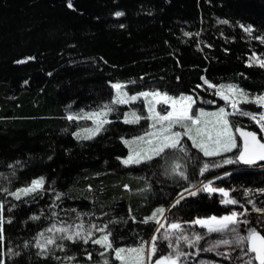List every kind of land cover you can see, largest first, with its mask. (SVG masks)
Returning a JSON list of instances; mask_svg holds the SVG:
<instances>
[{
  "label": "trees",
  "instance_id": "obj_1",
  "mask_svg": "<svg viewBox=\"0 0 264 264\" xmlns=\"http://www.w3.org/2000/svg\"><path fill=\"white\" fill-rule=\"evenodd\" d=\"M70 2L0 0V205L11 221L0 240L3 264H97L104 250L90 240L55 238L44 250L35 245L52 225L94 222L111 232L114 248L138 246L154 232L156 223L143 221L157 208H168L169 219L180 223L231 213L221 196L204 191L176 203L185 189L196 191L213 179L236 200L244 199V189H264V165L223 163L239 151L207 157L184 138L185 152L166 149L167 160L123 164V140L148 126L145 120L125 123L124 106L112 103L117 83L130 94L191 95L201 109L222 104L205 81L263 95L264 69L249 63L253 56L264 59V42L256 38L264 37V0ZM118 11L124 15L117 17ZM224 19L229 23L218 22ZM105 105L118 111L110 113V123L91 139L78 138L81 120L68 117ZM240 110L260 113L254 104ZM229 121L234 130L258 132L249 115ZM40 178L45 183L38 192L19 200L11 194ZM250 217L243 231L255 227L264 235L263 219Z\"/></svg>",
  "mask_w": 264,
  "mask_h": 264
},
{
  "label": "snow or ice",
  "instance_id": "obj_2",
  "mask_svg": "<svg viewBox=\"0 0 264 264\" xmlns=\"http://www.w3.org/2000/svg\"><path fill=\"white\" fill-rule=\"evenodd\" d=\"M68 7H72V4L69 0ZM115 15L117 17L123 16V12H116ZM220 24H228L229 21L219 20ZM240 27L244 30V32L251 35L254 31V29L251 26H244L240 25ZM185 35H189V33H185ZM257 39H260L261 42H264V37H256ZM26 61H19V63H24ZM258 65L260 68L264 69V59L253 56L251 58V61L249 63V66ZM205 83L208 84V87H214L211 83L208 81H205ZM112 87L117 90L118 96L115 100L112 101L113 104H127L129 101H135L140 97H152L151 100H149V107L148 111L151 113V116L149 118L154 119L158 123H160V130L158 132H150L147 133L149 137H154L156 139V143L154 147L149 148L146 152L142 153L139 151H136L135 149H132L131 154L124 159L122 162L125 165L130 164H140L145 161H151L154 157H162L164 159H168V157L165 154L166 149L171 150H177L179 152H185V148L181 145V133L180 132H173L172 128L175 124H180L181 127L185 128V131L183 135L188 136L189 139L193 142V147L198 148L201 152H203L204 156L211 157V156H217L221 154V152H231L233 149L238 148V144L236 142L235 137L232 134V125L230 124V121L228 120V115L223 108L219 110L218 113H212L210 115L214 116L216 119L212 123V129L209 130L207 127L205 128H199L197 127L195 129L196 135L192 136L190 133L192 132V128L187 127V125L183 124L182 122L185 120L191 121V124L193 126L199 125L201 123V119L199 117H195L192 115H189V112L192 107V97L190 96H181L179 99H175L171 96H169L167 93H161L160 91L155 92H141L139 93V96L132 95L127 96L126 93L123 95H120V91L123 87V85L117 83L113 84ZM223 87V86H221ZM227 89L229 92L233 93L234 95L239 97V101L233 100L231 103V107L236 110L233 114L239 113L240 115H249L252 120H254L259 126L262 132H264V113L260 114L258 117L257 115L250 114L247 112H244L243 110L238 109V102L239 103H255L261 107H264V95L256 96L253 99L248 98V94L244 92V90L240 89L236 85H228ZM221 94V93H217ZM224 99H229L227 96H222ZM161 104V105H170L171 111H168L166 115H161L159 112L155 111V105ZM113 109L109 107L108 105L104 106V110L92 113L89 115H85L82 118L84 119H93L96 123L95 129H88L87 132L90 133L89 135L85 136V139H91L92 136L99 134L103 129L104 125L110 123L107 119H97L99 117H106L109 112H111ZM201 117L206 115L205 113L201 112ZM134 119H128L125 118V123H137L141 119L140 116H136L135 113L132 114ZM68 119H77V117L69 116ZM163 122H167V126H164ZM206 125L207 121L204 122ZM153 128L156 127V124L152 125ZM235 131L240 134V136L243 139V146L242 149L239 151V154L235 157V159H226L223 161V163L231 164V163H243L245 165H254L257 162H264V142H262V138H258L257 134L254 132H248L244 131L242 128L236 127ZM79 138V134H77ZM144 137H138L135 140H125L124 143L128 146H131L132 144L137 143L138 141H144ZM149 145L153 144V140L149 139L147 141ZM214 167H220V164H214L212 165ZM179 166L177 165V168ZM177 168H174L173 171L175 172ZM209 170V165L206 163L201 168L200 174L203 175L204 172ZM178 175L183 178L187 179V176L185 172L180 171L178 172ZM44 178L36 179L31 182V185L29 187L20 189L19 191L15 193H11L15 196L17 200L21 198V195L27 196L32 193H36L39 190H41L44 186ZM185 191L190 196H196L199 191L208 192L210 195L212 193L219 192L224 199L221 201L224 204H237L238 201L234 199H229V192L226 191L223 188H217L212 186V182H209L207 184H204L202 188H198L196 191H192L190 188L185 189ZM264 191V189L260 190ZM184 198V194H180V199ZM180 200H177L176 203H179ZM250 203H252L250 201ZM253 210L257 212L264 213V208H257L255 204L253 203ZM165 212L164 208H157L150 217H147L143 222L148 223L149 221H156L159 223V220L157 219L158 215H163ZM247 212L244 213H238L236 211H232L228 215H224L221 217L211 216L208 218H197L194 221H191L190 223L193 225H199L202 228H205L207 230L208 234L211 233H221L224 235L231 236V239H221L213 243L212 247L204 249V251H212L216 248H219L221 245L226 246H232L238 247L241 249V251L244 253L245 256H248V259L244 261V264H264V235H262L255 227H249L247 230V235H241L240 234V225L245 224L248 225L249 221L247 219L241 220V216H246ZM31 219L36 220L39 219L38 217H32ZM5 223H11V221H5L3 217V205H0V240L3 239L4 234V224ZM81 229L83 228V225H79ZM161 228L164 227V225H160ZM170 231L172 233H175L179 231L181 235L177 237V241L183 240L185 243L188 244L189 247H195L199 244V242L204 239V236L202 234L196 233L194 234L193 238H189V236L184 235L182 225L180 223H170L168 225ZM100 231H104V229H99ZM48 231H53L52 228H49ZM56 231L66 233L68 229L66 228H59L56 229ZM159 231V229L157 230ZM43 236V233L40 234ZM92 233L88 232L82 236L80 231L75 232L72 235H66L65 239L68 240H83V243L87 244L89 240H91L92 243L96 245H100L103 248L111 249L115 253V258L117 260H120L122 264H127L128 255L130 254H136L137 257V264H143L144 261V252L145 249L143 245L139 248H132V249H124V248H114L113 247V241L110 239L111 232H107V234L103 235L99 239H91ZM164 240H169V247L173 248V254H169L167 256H161L155 261V264H181V258L185 257L187 254L183 252L177 243L175 247H173L172 242L170 241V235L169 233H165L163 236ZM157 237L154 235L152 238V241L150 242V250L149 255H155L157 252V245H156ZM53 240L48 239L46 241V244H52ZM37 248H40L42 250L45 249L44 244L37 243L35 245ZM27 247V245H25ZM15 255H18L19 253H14ZM128 254V255H126ZM103 255V253H101ZM218 255H224L227 257L226 253H218ZM73 259V258H69ZM89 259H91V256H89ZM0 264H3V261H0ZM105 264H107V261H105Z\"/></svg>",
  "mask_w": 264,
  "mask_h": 264
},
{
  "label": "rangeland",
  "instance_id": "obj_3",
  "mask_svg": "<svg viewBox=\"0 0 264 264\" xmlns=\"http://www.w3.org/2000/svg\"><path fill=\"white\" fill-rule=\"evenodd\" d=\"M121 85H123V87H122V89H121V91L119 93L120 95H123L124 93H126L127 96L130 97L132 95L139 96V93H141V92H138V93L130 94L125 89L126 84L121 83ZM228 85H232V84H228L227 83L226 85H216L215 87H211L214 90L215 94H217L218 92L221 93V94H217V97L220 99V102H222L221 105H217L216 107L211 108V109H201V108L194 107L195 103H194L193 96H191V95H180L178 97H174V96H171V95L168 94L169 96H171V97H173L175 99H179V97H181V96H190V97H192L193 103H192V107H191V110L189 112V115L194 116V118L195 117H199L201 119V123L199 125L193 126L191 124V121L185 120V121L182 122L183 124L187 125V127L193 129L192 132L190 133V135H192V136L196 135L195 129L197 127H199V128L207 127V129L211 130L212 129V123L211 122L215 121L216 118L214 116L210 115V114L218 113L221 108H223L227 113H229L228 120H229V116L230 115L239 114V113L233 114L234 112H236V110L231 107L232 101L233 100L239 101V97L228 91V89H227ZM221 86H223V87H221ZM114 91H115V94H116V97H115V99H116L117 96H118V93H117L116 89H114ZM145 92H152V91H145ZM263 95H264V93H263ZM222 96H227V97H229V99H224V98H222ZM256 96H258V95H252V94L249 95L248 94V98L250 100L253 99ZM151 99H152V97H147V98L140 97V98H138L135 101H129V103H127V104H122L124 106L123 116H122L123 120H125L126 117L128 119H130V120L134 119L132 114L135 113L136 116H140L141 117L140 120L147 121V126H148L147 127V131L145 133L137 135L134 138L127 139L128 141H131V140H135L136 138L141 137V136H143L145 138L144 141H138L137 143L132 144L131 146L126 145L127 148H128V155L125 156L124 159H126L131 154L132 149H135L136 151L144 153L149 148L155 146L156 139L154 137H149L148 135H146L147 133H150V132H158L160 130V126H161L160 123H158L154 119L149 118L151 116V113H149V111H148V107H149V103L148 102ZM242 104H254V105H256L257 108L259 109V112H260L259 114H254V115H257V117L260 114L264 113V107H261V106L255 104V103H239L238 102V109H240V106ZM109 107L113 108L110 105H109ZM102 110H104V108H102V109H100L98 111H90V112H86V113H84V114H82L80 116H76L77 120H81V121H79V123L81 124L82 127L78 130L79 136L81 138H84L85 136L90 134V133L87 132L88 129H93L94 130L95 127H96V123L94 122L93 119H84L82 117L85 116V115H89V114H92V113H96V112L102 111ZM171 110L172 109H171L170 105H161V104H156L155 105V111L159 112L161 115H166L167 112L171 111ZM140 112H142V114H139ZM201 112L205 113L206 115L201 117V115H200ZM110 113L111 114H115V113H118V111H116V110L113 111L112 110L111 112L108 113V115L106 117H99L97 119H107V120H109L110 119L109 118L110 117ZM249 118H250V116H249ZM205 121H207L209 123H207V125H206L204 123ZM252 121H253L254 124L257 125L258 132H259L260 136H262V140L264 141V132L261 131L260 126L254 120H252ZM163 123H164V126L166 127L167 126V122H163ZM153 124H156L155 128L152 127ZM172 131L173 132H180L182 134L181 135V142H182V140L184 138V139L188 140L193 145L192 140L189 139L188 136L183 135V133L185 131V128L181 127L180 124H175L173 126V128H172ZM232 134L235 137L236 142H237V144L239 146L238 148H235L232 151H234V150L240 151L241 150L240 143L238 141V137H236L235 130H234L233 127H232ZM149 139L153 140V144L152 145H149L147 143V141ZM125 140L126 139H124L123 141H125ZM226 153H230V152H221V154H226ZM133 165H136V164H133ZM209 182H212V186L216 187V185L214 183V180L210 179V180L201 182L200 183L201 188L203 187L204 184H207ZM19 190H17V191H19ZM192 191H194V190H192ZM183 194L186 195L188 193L184 192ZM212 194H216L218 196H221L222 200L224 199V197H222V195L219 192L212 193ZM242 194L244 195V199L243 200L242 199L241 200H236V199H234V197L230 196V193H229V197L228 198L229 199H234V200L238 201V203L237 204H224V205H226L229 208H231V210H230L231 212L232 211H236L238 213H244L246 211L247 212L246 216H241L240 217L241 220L245 219L246 217L249 218L250 216H251L250 218H253L254 216H259L264 221V213L257 212V211L253 210V203L255 204V206L257 208H264V192H261L260 190H255L254 191L252 189H244L242 191ZM179 198H180V195H178L176 197V199H179ZM250 201L252 203H250ZM161 208H163V207H161ZM164 209H165V212L163 213V215H158L157 216V219L159 220V223L154 221V223H156V228L154 229V232L151 234V237L149 238V240H147L146 242H142L138 246L122 247L124 249H132V248H139V247H141L143 245V247L145 249L143 264H155V261L158 258H160L161 256H167L169 254H173L174 255L173 248L169 247V240H164L163 239V236H164L165 233H169L170 241L172 242L173 247H175L177 245V243H178L179 248L183 252H185L187 254L185 257L181 258V264H227L228 261L235 262V260L245 261V260L248 259V256H245L244 253L241 251V249L238 248V247H235L234 245H232V246L221 245L219 248H216V249H214L212 251H204V249L212 247L214 242H216L218 240H221V239H225V238L231 239V236L224 235V234H221V233L208 234L207 230L205 228H202L199 225H193V224L190 223L191 221H194V220L186 221V223H180V222H178L176 220H171V219H169V213H168L167 209L166 208H164ZM170 223H180L182 225L183 230H184L183 234L189 236L190 239L193 238L194 234H196V233L202 234L204 236V239H202L197 246L189 247L188 244L185 243L183 240L177 241V237H179L181 235V233L179 231H177L175 233H172L170 231L169 227H168V225ZM79 225H83V224L82 223H77V224H74V225H68V224H62L61 223V224L52 225L50 228H52L53 231H48V230L45 231L43 233V236H41V235L39 236L38 240H40V244H44L46 246V245H48V244H46V241L48 239L54 240L55 238L56 239L57 238H63L66 235H72V234H74L77 231H80L82 236L84 234L88 233V232H91L92 233L91 239H99L103 235L107 234L105 225H103V226L101 225L100 226V225H96L94 222H91V224H89V226L87 225L86 228H84V225H83L82 229L80 227H78ZM160 225H164V227L161 228ZM242 227L243 226L240 225V229H239L240 230V234L241 235H247V232L243 231ZM59 228H66V229H68V231L66 233H62V232L56 231V229H59ZM99 229H104V231H100ZM158 229H159V231H157ZM154 235L157 237V240H156L157 252H156L155 255H149L150 242L152 241V238H153ZM97 249H99V250L103 249L104 250L103 251L104 256L101 258V260H100L101 262L97 263V264H105V261H107V264H122V262L120 260H117L115 258V253L111 249L103 248L100 245H97ZM110 252H111V254H110ZM218 253H226L227 257L224 256V255H218ZM109 255L111 256V258H110ZM126 255H128V254H126ZM89 256H91V255H89ZM62 264H80V263H71L70 260H67V261H65V263H62ZM127 264H137L136 254L133 253V254L128 255Z\"/></svg>",
  "mask_w": 264,
  "mask_h": 264
},
{
  "label": "water",
  "instance_id": "obj_4",
  "mask_svg": "<svg viewBox=\"0 0 264 264\" xmlns=\"http://www.w3.org/2000/svg\"><path fill=\"white\" fill-rule=\"evenodd\" d=\"M239 128H242L244 131L254 132V133L257 134V137H258V138H262V136H260L259 132H256V131H254V130L252 131V130H249V129H246V128H243V127H239ZM235 134H236V137H238V139H239V141H240V148L242 149V146H243V139H242V137L240 136V134H239L238 132L235 131ZM262 142H263V141H262ZM239 165H240L241 167H244V168H252V169H254V168H257V167H260V166L264 165V162H257V163L254 164V165H245V164L239 162ZM176 200H177V199H176ZM261 234H262V233H261ZM262 235H263V234H262Z\"/></svg>",
  "mask_w": 264,
  "mask_h": 264
},
{
  "label": "bare ground",
  "instance_id": "obj_5",
  "mask_svg": "<svg viewBox=\"0 0 264 264\" xmlns=\"http://www.w3.org/2000/svg\"><path fill=\"white\" fill-rule=\"evenodd\" d=\"M167 210H168V208H167Z\"/></svg>",
  "mask_w": 264,
  "mask_h": 264
}]
</instances>
